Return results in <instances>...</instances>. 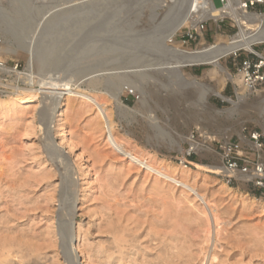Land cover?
<instances>
[{
  "label": "rangeland",
  "instance_id": "374dc122",
  "mask_svg": "<svg viewBox=\"0 0 264 264\" xmlns=\"http://www.w3.org/2000/svg\"><path fill=\"white\" fill-rule=\"evenodd\" d=\"M94 1L98 2L0 0V36L3 37H0V100L12 95L15 87L25 88V76L28 77L27 82L30 83L31 78L36 83L43 76L48 82L51 74L54 82L69 80L72 89L77 86L76 90H86L80 85L83 79L78 80L80 76H77L90 69L92 64L98 67L91 68L104 69L115 63V57L131 61L134 57L135 60L142 59L144 55V65L155 64L146 69H160L166 68L169 60L173 61L164 47L157 53L152 48L146 50V43H139L145 39L142 35L145 36L147 31L152 30L151 27L161 21L163 10L159 6H164L166 0H124L114 5V0ZM213 1L215 7H222L219 0ZM50 8L62 9L64 12L61 14L65 15H57L53 23H49L52 20L47 21L44 29V26L37 25V21ZM247 12L264 14V8ZM119 26L127 29H124L127 33L115 34L114 30ZM31 30L36 31L34 35ZM186 30L175 34L174 43L190 48L213 44L217 39L224 41L239 31L235 22L228 17L208 20L194 40H188ZM115 38L121 44L118 45ZM30 40L34 44L39 43L35 45L39 50L35 49V53H45V62L50 61V67L48 64H44V67L35 65L33 71L27 70V58L17 47L26 46ZM113 42L116 45L114 48L118 46L115 54L112 47L113 53L108 48ZM124 43L129 47L120 56ZM53 46L56 48L53 49ZM253 48L255 52H263L264 44ZM248 54L239 51L223 58L220 64L232 77H236L240 74V60ZM52 64L56 65V70ZM46 67L51 71L44 75L42 68ZM209 71L208 66H191L182 68L180 75L175 74L179 78L165 72L152 74L145 81V96L125 92L121 95V108L115 105L108 92L101 91L97 98V102L103 104L109 113L119 139L161 165L185 167L192 175H197L193 185L209 205L178 187L173 190L171 187L161 191L152 190L154 180L147 177L145 171L113 157L101 136L104 131H99L95 126L97 120L102 122L95 106L76 97L70 98V104H79L80 110L84 111L82 114L80 112L81 115L78 113L76 118L67 109L66 96L61 101V118L67 137L72 141L71 148H64L71 180L75 185L72 222L81 238L77 243L80 245L78 264H264V212L244 205L241 195L261 202L264 199L254 197L246 186H227L219 176L204 173L205 168L195 166L220 165L218 155L212 152L218 140L229 137L236 141L242 132L262 131L258 109L263 105L260 102L264 95L250 91L230 114L205 115L203 112L206 110L195 102L199 86L188 83L195 78L196 83L213 88L217 79L206 77ZM74 72L77 76H74ZM101 72L104 71L98 74ZM35 85L34 89L39 90L40 86ZM239 88L237 83L227 82L222 94L237 102L236 90ZM39 97L37 102L17 109L12 115L0 111V117L5 116L4 121L0 122V264H68L60 247V234L66 229L67 218L64 212L59 217V211L61 205L63 208L65 204V209L70 207L71 201H67L66 197L72 196L73 187L70 190L66 188L71 180L62 175L64 172L59 169L58 162L44 148L42 140L45 133L38 121L42 106ZM208 102L222 111L232 107L213 95ZM188 136L194 142L209 147L211 152L188 151L189 144L185 141ZM179 148L181 151H178ZM221 183L232 192L223 193L219 189ZM60 195H63L61 205ZM210 206L217 217L218 227H215ZM202 209L205 213H202ZM170 216L178 224L175 232ZM116 238L121 241L117 242ZM210 254L214 256L212 261H209Z\"/></svg>",
  "mask_w": 264,
  "mask_h": 264
},
{
  "label": "bare ground",
  "instance_id": "6f19581e",
  "mask_svg": "<svg viewBox=\"0 0 264 264\" xmlns=\"http://www.w3.org/2000/svg\"><path fill=\"white\" fill-rule=\"evenodd\" d=\"M88 1H90L91 3H92V1L96 2L94 0H88ZM123 1L124 0H114L113 5L118 3V2L123 3ZM223 1H224V6L221 8L215 7L213 0H166L164 2V6H162V5L159 6L163 10V17H162L161 21L158 24H156L155 26L151 27L152 30L147 31L145 36L142 35L143 39L144 38L145 39L139 43L140 44L146 43L147 45H144V48L146 50H148L149 48H152L156 52L157 51L160 52L161 50H163L165 48L167 50V52L170 54V56L173 58L172 59L173 61L170 62V60H169V62L166 63V65H167L166 68H160V69L149 68V69H146L145 67L154 66L155 64L148 63V62H151L149 60L147 62L148 65H144L145 61L143 62V60H142L144 55L142 56V59L140 57V59L135 60V57H134L133 58L134 60H131V61H129L130 59H128V58H127L128 60L125 58L123 60H120L122 58L118 59V57H115V58H117V59H114L115 61H113V63L114 62L115 63L104 67V69H98V68L94 69L95 67H98V66L94 67V65L92 63H90V64H92V66L94 68H91L92 66L90 64H88L91 66V67L89 66L90 69L85 68L86 70L82 71L80 74H78V76L75 75L76 73L74 72V76H77V77L80 76L78 78V80L80 78L83 79L80 82V85H81V87L83 86L84 89L86 88V90H83V89L76 90L78 88L77 86L75 89H72L73 87L70 84L72 82L69 80H68V82L67 81L64 82V81H61V79H59L56 82H54L53 78L51 79L52 75L50 73L49 74L51 77L48 78L49 79L48 82H47V80L45 81L46 78L44 76H43L42 80L36 81V83L40 86L39 87L40 89L35 90L34 89V87L36 86L35 81L33 79L31 80V78H30L29 80L32 83L31 82L29 83V82H27L28 77L25 76V79L23 81L24 82L26 81V83H25L26 87L25 88L15 87V90L12 89L13 90L11 92L12 95L5 97V99H1L0 100V111H4L5 113H9V115H12L15 113V111L17 109L23 108L25 106H29L30 103L37 102V98L39 95L40 96L39 98H41L42 106H41L40 111L38 112L39 113L38 121L40 122L41 127H43L41 129L45 133L43 140H42L44 148H45L46 152L49 154V156H51L54 160H56L58 162V164L60 166L59 169L61 168V170L64 172L62 175H66V178L71 180L72 174L70 171L69 162L66 158L64 146H67V148H71L72 141L67 137V131L63 125V119L61 118L62 117V113L60 112V108H61V104H62L61 101L66 96V100L68 101V108L67 109H69V111L71 112V114L73 116L74 115L76 116L78 113H79V115H81L82 112H84V111L80 110L79 104H78L79 106L70 104L69 102L72 101V99H70V98L76 97L79 100L81 99L83 101L88 102V104L91 103L93 106H95V108L97 110V115L102 120V122H97L98 121L97 120L95 122L96 123L95 126L98 127L99 131H101V132L104 131L103 133L100 132L101 136H103V138L105 140V145L110 148V151L112 152V155L114 158H118L121 161L125 160V161H127L129 166L136 167L137 170L141 169L142 171H145V175L147 177H151L154 180L153 181L154 186L152 188V190H154V191H161L162 189H164L166 187H169V188L171 187V190H173L175 187H178V188H181V190L184 192L191 193L195 198L199 197L200 201H203V202H205V204L209 205V202H207V199H205V197L203 195H200L199 192H197V189H195V185H193V182L197 181V178H198L197 175H192L189 172L190 170H188L185 167H182V168L173 167V166L167 167L165 165H161V164L157 163V161H155L150 156L134 150L128 143L119 139L116 136V132L114 130V123L110 119L109 113H107V110L103 104L100 105V102L99 103L97 102V98H98V94H100L101 91L108 92V94H110V97L114 101L115 105L118 108H121L123 106V103L121 101V95L126 92L128 94H139L140 97L142 94V96H143L144 92H145L144 91L145 81L148 78H151L152 74H160V73L165 72V73L169 74L170 76L172 75L174 78H179L180 76H176V75L181 74L180 71L182 68L191 67V66H208V67H210V71L206 74V77H216V79H217L216 83L217 84L213 88H207V87H204V85L202 83H199V84L196 83V79L193 78L192 82L191 83L189 82L188 84H190V85H192V84L196 85L197 84L200 88V90L198 91L195 102L197 103V105H199L200 107L204 108V110H206L203 113L205 115H208V116H212V114L217 116V115H220L224 112H227L228 114H230V112H233L237 108L238 103H240L245 98V95L250 94V91L252 92V90L245 85L243 74L240 73L238 76L232 77V75L229 74L221 66L220 61L223 58H226L230 55H233L239 51L248 52L250 54L251 53L252 54L258 53V52H255L253 47L255 45H258V44H264V14L248 13L247 10H242L239 6L238 0H223ZM86 2H87V0H86ZM102 2H104V1H102ZM106 2H108V1L106 0ZM109 4H110V2H109ZM52 9L53 8H50L44 12L40 21H37L38 26L42 25V27H43L47 23V21H49V20L50 21L52 20L49 23H53V18L57 17V15H59V14L62 17H64L63 15H65V14H61L64 12V11H62V9H59V10H58V8H57V10L56 9L52 10ZM120 17H122V16H120ZM225 17L232 19L239 29L238 33L236 35L230 37L229 39H226L224 41L217 39L215 41V43H213V44L202 45L201 47H198V48H190L188 46H182L181 44L174 43V36L178 31H182V29L183 30L184 29L185 30L186 29H188V30L194 29L196 31H199L200 22H204V21H208V20L217 21V20L223 19ZM112 25H113V22H112ZM123 26L125 27L124 24H123ZM85 27L86 26H84V30H85ZM124 27H120V26L118 28L116 27L117 29H120V30L117 31V29H115L114 33L115 34L118 33V35L119 34L124 35L123 32H125V30H127ZM110 28L111 27H109V29ZM44 29H45V26H44ZM113 29H114V26H113ZM31 31L33 32V30H31ZM80 31H81V27H80ZM34 32H36V31H34ZM34 32L32 35H34ZM25 33L27 35V32H25ZM125 33H127V32H125ZM5 34H7L6 31H5ZM29 34H30V32H29ZM128 35H129V33H128ZM133 37H134V34H133ZM142 37H140V38H142ZM1 38L3 39V37H1ZM37 38H38V36H37ZM137 38H139V37H137ZM124 39H122V41L126 42V40H124ZM34 40H35V37H34ZM129 40H131V39H129ZM115 41L117 42V39ZM122 41L120 40V42H122ZM36 42H38V41L36 40ZM34 43H35L34 41H31L29 44L27 43L26 46L22 45V46L17 47L19 50H22V52L25 54V56L27 58V65H28L27 70H29L30 72H31V70L33 71L35 65H38V67L39 66L44 67V64H48L50 67V64H49L50 61H48V63L45 62L47 60L46 57L44 56V55H46L45 53H44V55L43 54L39 55L38 52L35 53V49H36L35 45H39V43L38 44H34ZM60 44H62V43H60ZM119 44H121V43H118V45ZM53 45H55V44H53ZM124 45L125 46L123 48L120 47L122 50H120V48L118 49L122 53L121 54L119 52L121 54L120 56L124 55L126 53V50H128L129 46L126 47L125 43H124ZM127 45H128V43H127ZM115 46L116 45H114V42H113V45L111 44V46L108 47V48H110L111 53H113L115 51V49L117 51L118 46H117V48H114ZM111 47H112V49H114L113 52L111 51ZM130 47L136 48L137 46H134V47L130 46ZM50 48H52V47H50ZM55 48L56 47H54L53 49H55ZM4 49H7V48H4ZM38 49H39V47H38ZM53 49H51V50L53 51ZM48 50H50V49H48ZM9 51H10V53L11 52L15 53L13 50H9ZM36 51H39V50L36 49ZM4 52L8 53V50H5ZM55 52H57V51H55ZM114 54H115V52H114ZM56 55H57V53H56ZM111 56H112V54H111ZM111 56H110V58L112 59ZM57 57L58 56H56V58ZM158 57H162V56H158ZM52 58H54V57H52ZM137 58H138V56H137ZM59 60H60V58H59ZM53 62H55V61H53ZM36 63H38V64H36ZM53 64H55V63H53ZM53 64H52V66H53ZM96 65H97V63H96ZM158 65H161V64H158ZM53 67H55V70H56V65ZM101 67H102V65H101ZM130 68H131V70H130ZM132 68H135V69L132 70ZM51 69H53V68L51 67ZM50 71L51 70H48L47 67L42 68V72H43L42 74H44V75ZM100 71H104V72L103 73L101 72L100 74H98ZM105 71H107V72H105ZM62 72H63V70H62ZM71 74L69 73L68 75H71ZM27 75H29V74H27ZM87 75H89V76H87ZM67 76H65V77H67ZM170 76L168 77L169 80H170ZM17 78H19V77H17ZM70 78H72V77L70 76ZM76 81H77V79H76ZM227 82L237 83V85L240 87L238 90H236L237 102L233 101L231 98L224 96L222 94V88L225 85V83H227ZM89 92H93L94 94H90ZM212 95L216 96L219 99H221L222 101L230 104L232 107L226 111H222V110H219V109L211 106L209 104L208 100H209V97ZM260 103H263V105H262V107H260L258 109V114H259L260 118L262 119V131H264V98L261 100ZM81 109H82V106H81ZM67 112H68V110H67ZM80 112H81V114H80ZM4 118H5V116L0 117L1 123L4 121ZM76 118H77V116H76ZM162 133H165V132H162ZM242 134H240V136H239V138L241 140L243 139ZM157 135H158V133H157ZM160 136H162V134ZM206 138L209 139L211 137L207 136ZM228 138H225V139L227 140ZM185 141L189 144V150L188 151L196 150L200 153H207L209 151L211 152L209 147H207L203 144H198V143L194 142L192 140L191 136L186 137ZM178 151H181V149L179 148ZM212 152H214V149L212 150ZM215 154L218 155L217 153H215ZM218 157H219V155H218ZM195 166H197L199 168H205V171L203 170L202 172L213 174L216 176H219L220 174L225 175L227 173L223 170L221 162H220V165L211 166V167L210 166L205 167L203 165H198V164H196ZM198 170L201 171V169H198ZM62 175H61L60 180L63 182L64 180L62 178L63 177ZM190 181H192V183ZM72 182L73 181L71 180L70 183L68 182V184L66 186V188L68 190H70V188L73 187L71 190L72 196L66 197L67 201H69V202L71 201L70 202L71 204L69 203L70 207H68V209H65V204L63 206V208L65 210L62 208L61 197L63 195L59 196L60 197V204L59 205H61L60 211H59V217H61L60 215H62V213L64 212L63 215H65V217L67 218L66 219V222H67L66 229L64 230V232H61V234L60 233L59 234L61 235V243H62L60 247H61V250H62V253H63L65 260L67 261L68 264H78V262L80 260L79 259L80 258L79 257L80 245L79 244L77 245V243L80 242L81 238H80L79 232H77V230L74 227L75 225L73 226V222H72L74 207H75L74 201L76 199L75 185H74V182H73V184H72ZM60 187H62V186H60ZM62 189H64V188H62ZM219 189H221V191H223V193L228 192V191L232 192L231 191L232 189H230L229 187H227L223 183L219 184ZM241 199L243 200L244 205H247L251 208H259L264 212V202L257 201L253 198L248 199V198H246V196L244 197L243 195H241ZM209 209H211V206ZM62 210H64V211H62ZM66 210H67V212H66ZM211 212L213 214L215 227H218L217 217H216V215H214L213 209H211ZM202 213H205L204 209H202ZM166 214L169 215L168 212H166ZM170 221H171V225H172L171 226L172 230L175 232L176 231L175 228L176 227L178 228V224L176 222V219H174L170 216ZM75 233L77 234L76 236H75ZM215 236H216V234H215ZM75 237H77V239H75ZM116 241L120 242L121 239L116 238ZM205 255H206V251L203 253L202 256L204 257ZM213 259H214L213 254H210L209 261H212ZM209 264H211V263H209Z\"/></svg>",
  "mask_w": 264,
  "mask_h": 264
},
{
  "label": "built area",
  "instance_id": "2783aa9c",
  "mask_svg": "<svg viewBox=\"0 0 264 264\" xmlns=\"http://www.w3.org/2000/svg\"><path fill=\"white\" fill-rule=\"evenodd\" d=\"M221 6L224 1L219 0ZM242 10L264 8V0H238ZM207 21L200 22L199 31L186 30L188 40H194L195 36L202 32ZM257 51V50H256ZM251 53L240 60L238 73L243 74L245 85L253 91V94L264 95V51ZM0 67L2 65L0 64ZM243 133V139L236 141L231 139L218 140L213 147L219 155L225 175L219 177L226 185L246 186L254 196L264 199V131L253 130Z\"/></svg>",
  "mask_w": 264,
  "mask_h": 264
}]
</instances>
